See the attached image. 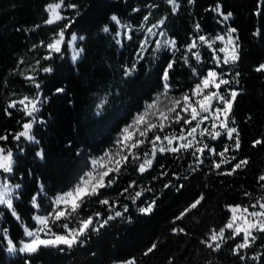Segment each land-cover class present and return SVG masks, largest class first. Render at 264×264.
<instances>
[{
    "label": "trees",
    "instance_id": "1",
    "mask_svg": "<svg viewBox=\"0 0 264 264\" xmlns=\"http://www.w3.org/2000/svg\"><path fill=\"white\" fill-rule=\"evenodd\" d=\"M51 2L55 0H0V135H8L0 146L13 151L11 180L21 185L14 207L24 225L34 226V195L39 196V207L46 209L56 195L80 180L92 158L117 144L123 129L165 90L163 72L173 60L167 82L173 93L192 91L214 68L233 81L231 89L239 95L233 105L235 123L231 126L239 129L241 147L232 149L233 141L225 135L211 139L217 153L227 145L230 156L236 157L219 170L213 164L220 157L205 150L203 163L193 171L196 162L189 150L157 152L152 167L140 173L143 154L150 153L146 142L140 146V159L130 157L111 188H103L98 196L85 200L71 216L78 223L94 217V227L99 231L90 228L87 237H81L85 243L71 249L64 245L41 247L36 253L10 256L7 238L0 234V264H116L131 257L137 264H264V234H257L252 247L242 252L244 260L232 253L241 237L226 239L218 252L202 243L213 228L218 230L227 223L231 213L226 205L248 206L264 196V181L259 180L264 175V144L253 146L255 140L264 139V72L255 71L264 63V0H177L180 7L175 13L167 0H65L66 5L75 4L77 8H63L67 19L48 25L44 23L48 18L45 6ZM217 3L225 13H232L228 21L211 11ZM113 15L120 25L111 20ZM145 16H149L147 22ZM165 16L161 29L176 41V48L174 54L164 52L155 59L151 48H141L145 39L141 25L150 27ZM69 21L73 22L66 37L72 33L84 37L78 39L83 52L75 63L66 45L60 53L47 48ZM121 25L131 26V31ZM104 26L110 31L104 32ZM230 28L237 29L234 35L238 36L239 59L235 64H216V52L200 42L199 36L213 40L217 35L225 36ZM193 40L198 47L189 51ZM195 52H199V60ZM219 57L223 59L221 54ZM46 67L52 71L44 72ZM133 67L134 71L126 75L125 70ZM26 76H34L35 83ZM58 88L64 91L57 92ZM25 96L41 101L31 130L35 140L22 137L17 141L14 135L23 130V123L33 119L18 103ZM13 101L16 108L9 106ZM41 152L43 155H38ZM242 159L249 163L235 174H219ZM164 172L167 175H162ZM141 188L151 191L133 201L131 197ZM201 196L204 199L197 208L176 220ZM101 199L109 204H101ZM153 201L150 214L138 211ZM117 211L123 215L100 227ZM96 213L101 215L96 217ZM173 228L185 231L173 232ZM0 230H7L16 245L25 237L21 222L5 206L0 207ZM153 243L157 248L145 256ZM257 254L261 259L253 260L251 257Z\"/></svg>",
    "mask_w": 264,
    "mask_h": 264
},
{
    "label": "snow or ice",
    "instance_id": "2",
    "mask_svg": "<svg viewBox=\"0 0 264 264\" xmlns=\"http://www.w3.org/2000/svg\"><path fill=\"white\" fill-rule=\"evenodd\" d=\"M190 2L194 3V0H190ZM167 3L172 6L171 10L175 13L180 5L177 0H167ZM65 7L77 8L75 4H65V0H55V2L48 3L45 6V11L48 13V18L44 21L45 24L52 25L56 24L60 21H64L67 18L62 14V9ZM211 11L218 13L221 17H223V21H228L232 17L231 12L225 13L222 9V5L217 3L212 8ZM77 15L79 13L77 12ZM150 15V13H149ZM149 16L144 17V21L147 22ZM167 17H163L157 21V23L152 24L150 27L144 28V25H141V28L145 30L148 34L153 36L157 35L154 29L160 28L166 22ZM111 20L116 24L120 25V20L117 16L113 15ZM73 21H69L65 23L63 27L55 34L52 42L47 44V48L51 52L60 53L62 48L61 46L65 42V34L67 29L71 26ZM39 27V25H37ZM121 27H127L128 31H131V26L121 25ZM196 29L199 31L200 25H195ZM104 32H109L110 29L108 26H104L102 29ZM237 32V29L230 28L226 37L224 35L215 36L214 40H210L209 37L204 35L199 36V41L203 44H207L210 48L215 41H223L224 47H220L218 50L213 49V51H219L220 53H224L223 59L219 56L215 57L216 64H235L239 59L238 45L237 40L238 36L234 34ZM119 35V33L117 34ZM159 35H165L164 32H160ZM131 38L130 36L128 37ZM77 39L83 40L84 37H78L75 33L71 34L70 44H73ZM119 43V41H117ZM148 44V39L146 38L144 43L141 45L142 49H145ZM164 46H171L173 49L176 48V41L174 39H166L163 41ZM162 46L160 41L156 42V48L159 49ZM198 45L196 40L188 46V50L191 51L194 48H197ZM83 52L82 48H75L73 51L72 59L75 61L80 54ZM197 60L200 59L199 52L194 53ZM50 57H45V59H49ZM23 63V61H21ZM175 61H171L168 63L167 68L163 72V81H164V93L163 95H167L168 91V80H169V70L173 68ZM44 72H51L52 69L50 67H46L43 69ZM134 71L133 68H129L125 70L126 75H130ZM255 71L264 72V63H261ZM24 75V73H21ZM239 74L237 73V76ZM27 80L35 83L34 76H26ZM233 81L225 79L223 74L218 73L216 70L212 69L207 72L201 81V83L196 84L195 88L191 91V95L185 93L180 99H173L170 101L171 107H166L165 110H159V96H157L156 100H154L151 104L147 106L145 112L140 113L136 116L133 124L125 127L122 132L121 139L117 140L116 143L118 145H122V148L113 154L111 151L106 152L104 157H101L97 160H93L92 164L94 169L97 165L100 168L104 169L102 171H93L86 174L87 178L82 179V182L78 184L74 190L66 192L62 195L56 197L54 203L56 208L53 210L51 215H35L33 219L37 222V227L33 229H29L26 225H24L20 215L17 213L14 207V200L18 199V195H16V190L20 189V184L11 185L7 178L0 180V205L5 206L8 210L11 211L12 215L16 218L17 221H20L22 226L24 227L25 235L30 237L31 239L27 242H21L22 246L19 248L20 252L25 253H36L41 247H57L59 248L61 245L67 246L68 249L73 248L78 244L85 243V240H82L81 237H87V233L91 228L94 231H99V227H94L93 216H88L86 219H83L79 222V227L77 228H69L67 223L62 224L64 229H67L66 233H56L52 231V225L57 221H61V219L67 220L73 213H77L79 209L83 206L85 200L88 198L98 196L100 194V190L103 188L111 187L115 182L117 176H113L112 174H119L121 168L128 162V155L123 154V149H129L130 154L132 155L134 160L140 159V157L133 151L132 149H137L140 146L144 145L146 142L150 143V153L145 151L143 156V162L139 164L138 171L140 173L146 172L149 168L152 167L153 160L159 153L171 152V153H179L181 151H191V155L195 157L196 167L192 168V165H189L193 171L198 170L199 165L203 163L201 156L205 153V150H208L209 153L213 155H218L220 159L218 162H214L213 167L217 170L221 169L222 165L230 164L231 161L235 160V156H227L230 148L229 146H225L223 151L219 153L216 152L214 147H210L208 143L203 142L205 136L210 137L212 140H216L222 135H226L228 140L233 141L231 148L234 150H239L241 147V138L239 129L235 126H230L235 123L234 118L231 116L234 102L239 95V92L235 89H230L228 94H222L220 92L222 85H230ZM236 83H239L238 80H235ZM37 88L40 87L39 84H35ZM215 89V90H211ZM57 92H63L62 88H58ZM193 97H198L195 101H193ZM183 102V103H182ZM19 105L23 106V110L25 115L28 117H33V119L23 123V130L16 133L14 135V139L19 141L22 137L32 141L35 140V137L31 134V130L33 128V124L35 123L34 113L39 111L38 105L41 101L37 98H29L25 96L22 100H20ZM12 108L17 107V102L13 101L9 105ZM177 108H180L181 111L177 112ZM150 109H157L159 112V120L158 122H152L147 120L146 118L149 116ZM173 113L175 115H173ZM181 113H187L188 116L185 117ZM11 115V113H8ZM165 121L168 123L166 124ZM183 121L184 125H187L188 128H182L180 133L177 134L175 130L168 132L161 136L159 133L163 132L166 127H170L172 122L179 124ZM205 121H211V127H202ZM193 122H195L193 124ZM145 125L143 131L140 130V126ZM159 130V131H157ZM149 132H153V138L149 141L147 134ZM186 132V134H185ZM139 133L141 138H135L136 134ZM197 133L201 139L197 138ZM8 139V135H0V141H6ZM167 142L166 144L164 142ZM180 142V143H177ZM264 144V139H257L253 142V146H259ZM201 145V146H197ZM194 149V150H193ZM199 154V155H198ZM38 155H43V153H38ZM151 155L152 158H149ZM107 157V159H105ZM116 157H119L118 159ZM14 155L12 149H6L0 146V172L10 174L13 172L14 166ZM249 161L247 159H242L236 162L231 168L225 172H221V175H233L237 172V170L242 167L247 166ZM162 175H167L166 172L162 173ZM111 177V178H109ZM259 180L264 181V175L259 177ZM167 187V185H166ZM128 189H125L126 192ZM145 191H151V189L141 188L140 191L136 192L135 196L131 197L133 201H135L138 197H140ZM245 195L250 196V193H245ZM203 196L196 199L188 208H186L183 212L180 213L179 216L176 217V220H181L184 216L191 212L193 209L197 208L201 201L203 200ZM101 204L108 205L109 201L107 199H101L99 201ZM31 204L39 208V203L37 202V196L34 195L31 199ZM61 205L63 207H61ZM155 206V201L148 204L146 207H141L138 209L140 213L150 214L153 211ZM229 212L231 213L230 218L227 223L220 227L218 230L213 228L210 232V236L208 240L202 241L209 249L213 251H220L223 243L226 239H236L237 237H241V242L237 243L235 247L232 249V253L240 257L241 260L246 259V255H243L242 252H246L247 249L252 247L257 239V234H264V196H261L256 204L242 206L239 204L235 205H226ZM259 210H255L256 208ZM252 209V210H250ZM124 211H127V205L124 206ZM100 213H96L95 216H100ZM123 213L117 211L115 216H109L105 219L100 227L106 225L110 220L115 219V217L122 216ZM226 230L228 234L226 235ZM173 232H184L183 228H173ZM41 233L50 236V238H42ZM0 234L5 237L8 236L7 230H0ZM7 243L10 247V250H16V245L13 243L11 238L7 239ZM157 248V244L153 243L145 252L144 255L147 256L152 253ZM63 250V249H61ZM253 260L261 259V255L257 254L251 257ZM120 264H137V259L135 257H131L125 261L120 262ZM207 264H212V261H208Z\"/></svg>",
    "mask_w": 264,
    "mask_h": 264
},
{
    "label": "rangeland",
    "instance_id": "3",
    "mask_svg": "<svg viewBox=\"0 0 264 264\" xmlns=\"http://www.w3.org/2000/svg\"><path fill=\"white\" fill-rule=\"evenodd\" d=\"M154 31L157 33V35H155V36H153V35H151V34H148L146 31H145V39L147 38L148 39V44H147V47L144 49V51L146 50V49H148V48H151V54H152V56L155 58V59H157L162 53H164V52H167V53H169V54H174V52H175V49H173L171 46H164L163 45V41L164 40H166V39H171L162 29H161V27L160 28H157V29H154ZM160 32H164L165 33V35H163V36H161V35H159V33ZM225 37H226V35H225ZM145 39H144V41H145ZM214 40V39H213ZM69 41H71V35L67 38L66 37V34H65V42H64V44L61 46V48H62V50H63V48L65 47V45L68 47V49H69V54H70V56H71V59H72V56H73V51H74V47L75 48H77V49H79V47H78V39H77V41H75L73 44H70L69 43ZM157 41H160L161 42V44H162V46L159 48V49H157L156 48V42ZM144 43V42H143ZM207 45V44H206ZM220 47H224V42L223 41H215L213 44H212V47H211V49L213 50V49H219ZM216 52V55L217 56H219L220 54L222 55V56H224V53H220L219 51H215ZM80 56H81V54H80ZM80 56L74 61L73 59H72V61L75 63V62H77L78 60H79V58H80ZM214 70H216L218 73H221L222 74V72H220V71H218L217 70V68H214ZM223 76H224V78L225 79H228V80H231L229 77H227V75H224L223 74ZM203 79V78H202ZM202 79L200 80V82L199 83H201V81H202ZM199 83H197V84H199ZM231 89V84L230 85H227V86H225V85H222L221 86V89H220V92L222 93V94H225V95H227L228 94V91ZM211 90H215V89H211ZM165 91V90H164ZM164 91L161 93V94H159L158 96H159V104H158V109L159 110H165L166 109V107H171L172 105H171V103H170V101L171 100H173V99H180V98H182L183 97V95L185 94V93H191V91H188V92H184V91H178V92H176V93H173V92H171L170 91V89H169V87H168V91H167V95H163V93H164ZM188 93V94H189ZM189 95H191V94H189ZM30 99L31 98H34V97H29ZM156 98H157V96H156ZM156 98L154 99V100H156ZM193 99V101H195L196 99H198V97H193L192 98ZM153 100V101H154ZM152 101V102H153ZM151 102V103H152ZM151 103H149V104H151ZM183 103V102H182ZM148 104V105H149ZM148 105H146V107L140 112V113H143V112H145V110L147 109V106ZM38 107H40V104L38 105ZM181 111V109L180 108H177V112H180ZM37 113V112H36ZM36 113H34V116H35V114ZM140 113H138V114H140ZM149 116L146 118L147 120H149V121H152V122H158V120H159V112H158V110L157 109H150L149 110ZM137 114V115H138ZM182 115H184L185 117H187L188 116V114L187 113H181ZM136 115V116H137ZM173 115H175L174 113H173ZM136 116L134 117V119H133V121L135 120V118H136ZM133 121H132V123L131 124H133ZM165 123L167 124L168 122L167 121H165ZM195 122H193V124H194ZM131 124H129V125H131ZM128 125V126H129ZM231 126V125H230ZM127 127V126H126ZM144 127H145V125H141L140 126V130L141 131H143V129H144ZM202 127H211V121H205V123H204V125H202ZM182 128H184V129H187L188 128V126L187 125H184V123H183V121H181L179 124H177V123H175V122H172L171 123V126L170 127H166L165 129H164V131L163 132H160L159 134L161 135V136H163L164 134H166V133H168V132H171V131H173V130H175L176 131V133L177 134H179L180 133V131H181V129ZM157 131H159V130H157ZM123 132V131H122ZM185 134H186V132H185ZM153 135H154V133L153 132H149L148 134H147V136H148V140L150 141L152 138H153ZM121 136H122V133H121V135L119 136V138H118V140L119 139H121ZM226 136V135H225ZM227 137V136H226ZM135 138H141L140 136H139V133H137L136 134V137ZM197 138L198 139H201L200 137H199V134L197 133ZM203 139V142H206V143H208L209 144V146L211 147V144H210V141H211V138L210 137H207V136H205L204 138H202ZM231 141V140H230ZM165 144L167 143L166 141L164 142ZM177 143H180V142H177ZM147 145L148 146H150V147H148V148H151V145H150V143H147ZM142 146H144V145H142ZM197 146H201V145H197ZM122 148V145H118V144H116L112 149H109L107 152H109V151H111L113 154H115L117 151H119L120 149ZM131 151H133V152H135L139 157H141V154H140V147L139 148H137V149H132ZM106 153V152H105ZM105 153L104 154H102V155H100V156H96V157H94V158H92L91 160H90V168H89V170L80 178V180L71 188V189H69L68 191H66V192H69V191H72V190H74V188L78 185V184H80L81 182H82V179H86L87 178V176H86V174L87 173H89V172H93V171H96V172H98V171H102V170H104V169H102V168H100V166L99 165H97L96 167H95V169H94V166H93V164H92V161L93 160H97V159H99V158H101V157H104L105 156ZM123 154L124 155H128V157L130 158V157H132V155L130 154V150L129 149H123ZM227 156H230V152L229 153H227L226 154ZM117 159L119 158V157H116ZM105 159H107V157H105ZM11 174V173H10ZM10 174H7V173H3V174H0V180H3L4 178H7V180L9 181V183L11 184V185H15V183H13L12 182V180H11V178L13 177V174L12 175H10ZM113 176H116V174L115 173H113L112 174ZM109 178H111V177H109ZM116 180H118V177L116 178ZM21 190V187H20V189H18V190H16V195H18V199H19V191ZM66 192H64V193H66ZM64 193H60V194H58V195H56L52 200H51V202H50V204L48 205V207L46 208V209H44V210H42L40 207L39 208H36L35 207V210H36V214L35 215H41V216H44V215H51L52 214V212H53V210L56 208V205H55V203H54V201H55V199H56V197L57 196H59V195H62V194H64ZM18 199H15L14 200V203L18 200ZM38 199H39V196H38V194H37V202H38ZM0 207H3V205H0ZM61 207H63L62 205H61ZM250 210H252V209H250ZM255 210H259V208L257 207ZM74 214V213H73ZM72 214V215H73ZM71 215V216H72ZM71 216L67 219V220H65V219H61V221H57L55 224H53L52 225V231L53 232H56V233H66L67 232V229H64L63 227H62V224H64V223H67L68 224V227L69 228H77V227H79V223L77 222V220H73L72 218H71ZM68 221H72V224H70V223H68ZM38 225H37V222L35 221V223H34V226H30V227H28L29 229H35L36 227H37ZM24 228V227H23ZM57 228H60V229H57ZM227 231V230H226ZM41 236H42V238H45V239H47V238H50V236H48V235H45L44 233H41ZM7 239L9 238L8 236L6 237ZM31 238L30 237H27L26 235H25V237H24V239L22 240L23 242H27L28 240H30ZM21 241V242H22ZM21 242L18 244V245H16L15 243V245H16V250H10V247H9V245H8V243H7V251H8V253H9V255L10 256H15V255H17L18 253H25V252H20L19 251V248L22 246V244H21ZM65 246V245H64ZM116 264H120V263H116Z\"/></svg>",
    "mask_w": 264,
    "mask_h": 264
},
{
    "label": "water",
    "instance_id": "4",
    "mask_svg": "<svg viewBox=\"0 0 264 264\" xmlns=\"http://www.w3.org/2000/svg\"><path fill=\"white\" fill-rule=\"evenodd\" d=\"M116 182H117V180H116ZM116 182H115V183H116ZM115 183H114V184H115ZM114 184H113V185H114ZM113 185H112V186H113ZM112 186H111V187H112ZM111 187H109V188H111Z\"/></svg>",
    "mask_w": 264,
    "mask_h": 264
}]
</instances>
